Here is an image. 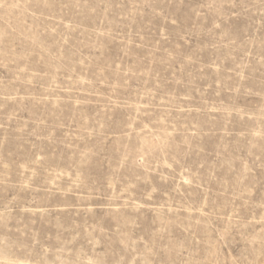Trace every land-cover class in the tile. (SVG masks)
I'll return each instance as SVG.
<instances>
[{"label": "rangeland", "instance_id": "rangeland-1", "mask_svg": "<svg viewBox=\"0 0 264 264\" xmlns=\"http://www.w3.org/2000/svg\"><path fill=\"white\" fill-rule=\"evenodd\" d=\"M0 264H264V0H0Z\"/></svg>", "mask_w": 264, "mask_h": 264}]
</instances>
